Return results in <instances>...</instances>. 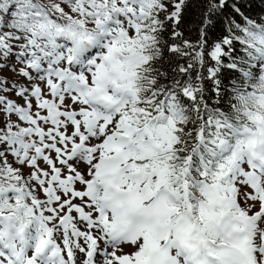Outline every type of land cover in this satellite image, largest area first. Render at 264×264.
<instances>
[{
    "label": "snow or ice",
    "instance_id": "snow-or-ice-1",
    "mask_svg": "<svg viewBox=\"0 0 264 264\" xmlns=\"http://www.w3.org/2000/svg\"><path fill=\"white\" fill-rule=\"evenodd\" d=\"M0 264H264V0H0Z\"/></svg>",
    "mask_w": 264,
    "mask_h": 264
},
{
    "label": "trees",
    "instance_id": "trees-1",
    "mask_svg": "<svg viewBox=\"0 0 264 264\" xmlns=\"http://www.w3.org/2000/svg\"><path fill=\"white\" fill-rule=\"evenodd\" d=\"M255 11H259V8L257 7L255 9ZM186 31H185V35L188 38H195V31H193V29H195L197 27V9L195 7L191 8L188 10V12L186 13Z\"/></svg>",
    "mask_w": 264,
    "mask_h": 264
}]
</instances>
